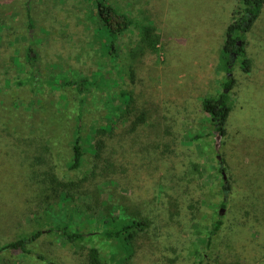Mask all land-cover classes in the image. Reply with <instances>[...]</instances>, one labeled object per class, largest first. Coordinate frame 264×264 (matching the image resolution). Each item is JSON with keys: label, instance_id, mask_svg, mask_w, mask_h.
Masks as SVG:
<instances>
[{"label": "rangeland", "instance_id": "obj_1", "mask_svg": "<svg viewBox=\"0 0 264 264\" xmlns=\"http://www.w3.org/2000/svg\"><path fill=\"white\" fill-rule=\"evenodd\" d=\"M105 1L133 20L118 37V57L113 60L97 42L100 21L93 0H0V138L5 144L0 150V248L40 228L33 254L48 256L43 247L73 253L91 246L105 264H115L108 259L109 242L99 234L104 228L101 214L110 208L114 219L127 218L124 213L146 218L148 235L156 239L165 264H264V0L244 34V52L253 70L241 69V56L232 60L230 75L237 87L230 92L226 132L219 135L217 147V134L209 133L212 124L204 120L201 104L222 90L224 29L242 11V0ZM145 23L155 27L160 46L141 60L138 27ZM30 38L36 73L26 61ZM118 67L135 70L140 85L171 107L174 137L187 143L178 156L185 158L182 163L170 167L163 162L170 186L154 189L155 206L148 204L143 214L125 211L120 196L127 191L118 181L90 172L94 138L87 142L85 134L107 122L103 90L106 79L116 78ZM97 69L104 76L109 71L108 78L101 77V85L93 86L84 99L79 133L84 159L69 169L79 102L68 82L90 78ZM111 104L121 106L117 94ZM111 118L120 121L116 115ZM194 134L200 137L191 139ZM22 181L33 187L31 198L19 209L5 206L3 193L14 192ZM66 183L69 187L63 190L70 200L64 204L76 208L67 217L71 228L96 232L76 247L47 229L55 224L52 215H58L56 189ZM229 184L230 191L224 192L223 185ZM7 200L12 203L14 198ZM217 218L224 224L206 245ZM238 242L242 256L234 250ZM0 264L46 263L3 249Z\"/></svg>", "mask_w": 264, "mask_h": 264}, {"label": "trees", "instance_id": "obj_2", "mask_svg": "<svg viewBox=\"0 0 264 264\" xmlns=\"http://www.w3.org/2000/svg\"><path fill=\"white\" fill-rule=\"evenodd\" d=\"M96 15L100 21V26L95 28L97 42L102 53L110 56L111 60L118 57V47L116 41L118 37L127 31L133 20L130 16L120 10H117L105 0H93ZM243 9L237 16L231 12L230 22L225 26L224 38L220 48V60L223 61L225 71L222 82V90L214 95L206 96L202 99V111L204 120L212 124L214 134H225V123L231 108L230 92L237 87V81L230 75L232 71V60L236 56H241V69L250 73L253 70L252 59L245 56L244 52V34L249 30L256 19L263 0H242ZM32 23V20H29ZM138 36L141 52L140 59L143 60L146 53L158 51L159 39L155 32V27L150 23L141 24L138 27ZM34 40L29 39V45L26 48V61L30 67V72H34L36 54L32 48ZM160 46V45H159ZM136 53V52H135ZM235 56L232 58V55ZM106 74L109 71H105ZM126 73V74H125ZM103 75L100 69L93 71L89 77L82 78L78 81L71 80L68 82L78 95V113L75 124V133L71 141L70 158L67 161L69 169H76L82 165L83 146L82 138L79 134L82 127V112L84 99L87 94L93 91L92 87L101 85ZM136 71L130 69L125 72L123 68L118 67L116 78L105 81V92L103 105L107 111L104 116L107 122L92 127L90 133L85 134V141L93 136L94 144L90 153L94 158V167L90 172L111 180H116L122 189L127 193L120 194L124 209L127 213L134 211L143 214L147 210L148 204L155 206L153 202L154 189L158 186H170L168 179L163 176V162L170 167L182 163L185 158L178 160L186 141H181L174 137L176 126L173 124V113L171 107L166 103H160L154 99L151 90L145 89L140 85L139 79L136 78ZM31 78L36 79L35 74ZM118 78L120 79L118 81ZM119 82V84H118ZM67 83V82H66ZM51 86L55 85L50 82ZM119 86L121 89L117 93L121 106L112 105L111 87ZM173 106V105H172ZM115 116L120 121H114L111 117ZM191 139L200 137L194 134ZM4 142L0 138V150L4 147ZM180 156V157H181ZM179 163V164H180ZM52 181L55 178L51 179ZM69 184H62L57 194L56 211L57 217L52 215L55 221L54 225L48 226L47 229L55 232L57 237L71 247H76L77 243L83 239H89L96 235V232L88 233L82 230L71 228V222L67 219L68 215L76 212V208L64 204L70 200V196L64 192V188ZM32 186L28 183H22L14 188V192L3 193L5 206L13 205V208H22L32 196ZM71 188H73L71 186ZM114 189V188H113ZM224 192L230 191L231 184L223 185ZM14 198L9 203L7 199ZM111 209L107 208L101 214V223L103 229L99 234L109 242L111 254L108 257L115 264H165L164 257L161 256L156 243V239L148 235L146 229L148 223L146 218H127L114 219L109 217ZM220 214V212H218ZM109 217V218H108ZM104 223L106 224L104 226ZM224 222L220 218L215 219L206 236V245L210 243L213 235L223 226ZM148 228V227H147ZM42 234V229L37 228L25 237H20L12 241L5 242L0 251L9 249L12 253H21L33 257L38 261L46 264H105L103 257L95 247H78L73 253L63 248H47L48 256L40 253L33 254L32 244ZM235 248L236 252L242 256L239 247ZM72 252V251H71ZM51 255V256H50ZM50 256V257H49ZM77 258L78 261L72 263Z\"/></svg>", "mask_w": 264, "mask_h": 264}, {"label": "water", "instance_id": "obj_3", "mask_svg": "<svg viewBox=\"0 0 264 264\" xmlns=\"http://www.w3.org/2000/svg\"><path fill=\"white\" fill-rule=\"evenodd\" d=\"M234 56H235V55L233 54V57H234ZM218 138H219V134H217V135L215 136V147H217ZM219 212H221V210H219Z\"/></svg>", "mask_w": 264, "mask_h": 264}, {"label": "flooded vegetation", "instance_id": "obj_4", "mask_svg": "<svg viewBox=\"0 0 264 264\" xmlns=\"http://www.w3.org/2000/svg\"><path fill=\"white\" fill-rule=\"evenodd\" d=\"M232 55V58H233V54H231Z\"/></svg>", "mask_w": 264, "mask_h": 264}]
</instances>
